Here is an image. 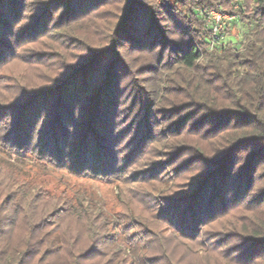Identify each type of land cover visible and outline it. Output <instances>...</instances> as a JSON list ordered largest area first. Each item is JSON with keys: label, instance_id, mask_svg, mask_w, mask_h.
I'll return each instance as SVG.
<instances>
[{"label": "trees", "instance_id": "1", "mask_svg": "<svg viewBox=\"0 0 264 264\" xmlns=\"http://www.w3.org/2000/svg\"><path fill=\"white\" fill-rule=\"evenodd\" d=\"M219 1L125 0L117 27L111 29L114 43L107 59L101 63L98 52L86 47L89 54L74 66H66L51 84L21 90L11 102L0 104L1 153L13 157L15 164L28 162L29 168L37 170L49 167L74 178L112 179L139 149L148 151L164 127L155 133L161 124L148 109L142 112L146 120L139 128L121 129L116 123L118 75L128 71L133 77L135 72L124 59L123 47L114 49L113 45L125 40L134 51L148 48L158 57L165 55L167 62L156 60V64L171 73L169 84L177 90L163 114L169 122L165 133L171 131L168 134L174 139L169 147L174 152L171 157H190L182 165L190 174L182 197L176 194L168 209L181 201L178 209L183 212L172 219L167 212L163 214L172 222L168 224L171 234L186 243L196 238L204 223L229 215L230 230H240L255 249L264 247V210H246L257 198L264 205V186L260 191L252 182L264 173L258 170L264 161L252 170L256 159L264 158V0H250L249 38L238 51L211 43L212 31L202 16ZM20 6V0H0V65L13 57L16 43L26 41L29 35L39 36L45 27L32 22L20 29L24 20ZM42 16L45 20L47 13ZM162 23L168 35L159 26ZM87 25L90 27V22ZM92 28L97 30L94 25ZM204 46L213 51L202 53ZM173 72L178 73V82ZM82 76L83 88L77 89ZM207 141H213L209 152L204 147ZM253 147L259 153L251 152L241 167L234 163L236 150L244 154ZM123 152H129L128 156L121 158ZM15 164L0 160V264H125L121 257L112 256L116 248L113 240L104 241L112 224L106 223L101 210L91 209L81 200L42 194L31 169ZM162 168L163 164L147 172L148 181L159 182L157 173ZM246 217L252 228L239 220L246 221ZM73 220L81 224L80 230L71 226ZM140 225L142 235L151 232L145 224Z\"/></svg>", "mask_w": 264, "mask_h": 264}, {"label": "rangeland", "instance_id": "2", "mask_svg": "<svg viewBox=\"0 0 264 264\" xmlns=\"http://www.w3.org/2000/svg\"><path fill=\"white\" fill-rule=\"evenodd\" d=\"M60 1L63 0H20L19 12L21 19L24 18L19 23L20 29L28 28L32 22H41L45 27L39 31L38 38L29 35L25 37L29 38L26 41L16 43L13 47L16 55L13 54L9 59L7 57L0 65V104L11 102L21 90H37L51 84L66 66H74L81 56L89 54L86 47L98 52L96 57L101 63V59L108 58L107 52L112 43L111 29L117 27V18L122 16L121 5L125 0H65L63 4ZM87 7L89 10L84 9ZM88 11H92L91 14ZM252 11L253 3L250 0L219 1L211 12L219 13L218 23L224 25L223 45L236 51L244 48L249 38ZM211 12L202 16L209 28L213 25L212 20L207 17ZM46 13L44 20L42 15ZM89 22L90 27L87 25ZM91 23L97 30L92 28ZM159 26L166 31V24ZM144 28H147L146 25ZM165 35H168L167 31ZM200 42H196L198 46ZM113 46L114 49L123 47L124 59L135 72L133 77L129 76L128 71L118 75L116 123L121 129L131 125L139 128L142 121L146 120L143 114L148 109L157 124H161L155 129V133L158 134L160 127L164 126L156 143L149 145L148 151L139 149L126 161L124 167L119 162L123 167L122 171L108 181L74 178L66 172L49 167H41L39 170L29 168L30 163L15 164L13 157L6 158L1 151L0 160L23 166L25 170L31 169L34 183L44 195L81 200L91 209L101 210L108 220L106 223L112 224L104 241L109 243L113 240L116 248L112 250V256L121 257L125 264H264V247L255 249V245H252L249 238L244 239L247 236L241 234L240 230H230L228 225L232 221L229 215H221L211 223H204L197 230L196 238L186 243L177 241L171 234L168 224L172 222L163 214L167 212L172 219L175 214L180 216L183 212V208L178 209L181 201L176 208L168 209L175 203L173 199L176 194L182 197L190 176L185 168L182 169L183 163L190 157L181 154L171 157L173 151L169 147L173 145L174 139L168 134L171 131L165 133L169 122L164 121L166 117L163 114L165 115L177 90H174L176 87L173 83L169 84L172 80L171 73L156 64V60L160 64L167 62L165 55L158 57L148 48L143 52L134 51L125 40L117 41ZM203 48L200 49L202 53L213 51L207 46ZM166 65L167 63L162 66ZM173 73L174 80L178 82V73ZM83 82L84 76L79 78L77 89L81 88ZM189 137L191 140L196 138L192 134ZM199 140L204 141L202 138ZM207 142L204 147L209 152L212 149L210 142L213 141ZM253 151L259 153L254 147L244 154L236 150L233 155L234 163H239L238 166L241 167ZM128 154L129 152H123L120 157L125 158ZM256 160L253 171L264 158L258 157ZM162 164L163 168L157 173L159 182L148 181L147 172ZM258 170L263 171L264 167L260 166ZM255 180L252 182L261 191L264 173L259 176V181ZM261 194L264 195V190ZM257 199L259 200L247 204L248 212L264 210L261 203L262 207H258L261 206L258 201L262 199ZM232 216L240 217L241 213H233ZM246 216L252 215L246 213ZM239 220L246 227L252 228L248 217L246 221L243 218ZM70 224L78 230L82 227L78 220H73ZM140 224L148 226L151 232L145 231V235H142ZM111 233L114 235L110 236ZM256 258L260 260H255Z\"/></svg>", "mask_w": 264, "mask_h": 264}, {"label": "built area", "instance_id": "3", "mask_svg": "<svg viewBox=\"0 0 264 264\" xmlns=\"http://www.w3.org/2000/svg\"><path fill=\"white\" fill-rule=\"evenodd\" d=\"M207 17L213 22V25L211 24L212 26L210 28L212 31L211 43L213 45H221L223 41L222 31L224 30V25L222 23L221 24L218 23L220 15L217 12H211L210 14H208Z\"/></svg>", "mask_w": 264, "mask_h": 264}]
</instances>
